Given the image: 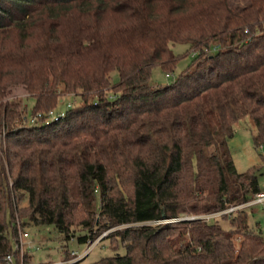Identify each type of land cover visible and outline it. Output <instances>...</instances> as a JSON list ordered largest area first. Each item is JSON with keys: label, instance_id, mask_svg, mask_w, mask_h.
<instances>
[{"label": "trees", "instance_id": "1", "mask_svg": "<svg viewBox=\"0 0 264 264\" xmlns=\"http://www.w3.org/2000/svg\"><path fill=\"white\" fill-rule=\"evenodd\" d=\"M175 44L189 46L191 66L151 84L153 67L174 72ZM17 86L37 121L5 100ZM66 94L79 106L40 121ZM245 118L260 147L264 0H0V264L19 208L64 241L78 230L77 242L92 244L123 227L126 254L93 264H264L248 207L181 220L262 192L259 169L238 173L228 147Z\"/></svg>", "mask_w": 264, "mask_h": 264}, {"label": "rangeland", "instance_id": "2", "mask_svg": "<svg viewBox=\"0 0 264 264\" xmlns=\"http://www.w3.org/2000/svg\"><path fill=\"white\" fill-rule=\"evenodd\" d=\"M188 45L175 44L172 46V51L179 58L174 72L169 74L166 78L165 72L158 66L151 70L150 82L156 86H165L172 82L182 71L187 69L192 64V54H187ZM218 44L212 43L210 52L217 50ZM5 100H16L20 103L21 108L26 109V123L37 121V116L32 113L34 100L21 86L13 88ZM80 100L74 94H66L61 96L58 106L42 114L40 121H46L50 115L56 116L58 114H65L68 109L79 106ZM40 116V115H39ZM48 117V118H47ZM43 119V120H42ZM255 128L250 118L240 120L234 125L233 137L228 141V147L238 173L247 172L250 169L258 168V183L262 192H264V164L262 157H264V144L256 147L253 142V135ZM24 206V202L19 204ZM244 209V208H243ZM18 211V212H17ZM247 224L250 228L259 231L264 235V207L254 206L245 210ZM20 208L15 210V219L19 222V227L14 231L13 240L11 239L12 248H14V240L19 238L20 232L29 234L30 249L26 250V254L31 256V264L39 263H58L61 262L65 254L76 253L83 255L88 251V254L81 259L79 264H93L102 258L112 257L116 254L125 255L126 249L123 244L116 240L115 233L123 229L118 227L102 232L99 236V241L95 245L89 243H78L76 238L82 234L78 230L75 237L70 241H64L63 237L58 234L52 226H35L31 222H25L20 218ZM224 220L223 229H228V220ZM163 223V222H162ZM19 260V259H18ZM74 261V260H72ZM20 262V260H19Z\"/></svg>", "mask_w": 264, "mask_h": 264}, {"label": "built area", "instance_id": "3", "mask_svg": "<svg viewBox=\"0 0 264 264\" xmlns=\"http://www.w3.org/2000/svg\"><path fill=\"white\" fill-rule=\"evenodd\" d=\"M166 77H168V75H166ZM64 115L65 114L61 113V114H58L56 116H53V118H52V115H50V118L47 117L48 120L46 119V122L47 121H52V120H57V119H59L61 117H64ZM255 205H259V206H263L264 207V192H260V193L255 194L253 196V199L250 202H248L247 204L243 205V206L230 207V208L226 209L225 211H222V212H219V213H213V214L201 215V216H191V217L183 218L181 220H185V221H190V220L209 221L210 219L218 217L220 215H230V214L234 213L237 210H240V209H243V208H246V207L255 206ZM162 222H168V221L153 222V223H150V224L162 223ZM17 227H19L18 220H16V228ZM99 239L100 238H98L95 242H93L90 245L91 246L95 245L99 241ZM28 249H30L29 234L26 233V232H20L19 233V238L14 240V248H13V253H17L19 255V260H20L19 264H24L23 258H24V255L26 254L25 253L26 250H28ZM13 253H10V254H8L5 257L3 264H16ZM72 254L76 256L73 259L74 261H69V262L68 261H61V262H58V263L47 262V263H39V264H68V263H71V262H76V261L81 260L85 256V254H88V251L85 254H83V255H77L76 253H73V252H72Z\"/></svg>", "mask_w": 264, "mask_h": 264}, {"label": "crops", "instance_id": "4", "mask_svg": "<svg viewBox=\"0 0 264 264\" xmlns=\"http://www.w3.org/2000/svg\"><path fill=\"white\" fill-rule=\"evenodd\" d=\"M262 191V190H261ZM255 206H259V205H255ZM251 207H254V206H251ZM251 207H248V208H251ZM247 209V208H246Z\"/></svg>", "mask_w": 264, "mask_h": 264}]
</instances>
